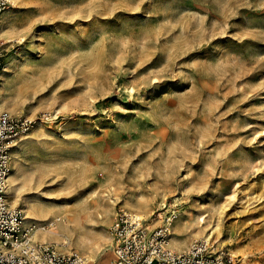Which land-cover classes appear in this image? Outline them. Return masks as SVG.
Instances as JSON below:
<instances>
[{"label":"rangeland","instance_id":"374dc122","mask_svg":"<svg viewBox=\"0 0 264 264\" xmlns=\"http://www.w3.org/2000/svg\"><path fill=\"white\" fill-rule=\"evenodd\" d=\"M10 1L8 197L36 239L102 264L123 210L264 264V0Z\"/></svg>","mask_w":264,"mask_h":264},{"label":"built area","instance_id":"2783aa9c","mask_svg":"<svg viewBox=\"0 0 264 264\" xmlns=\"http://www.w3.org/2000/svg\"><path fill=\"white\" fill-rule=\"evenodd\" d=\"M10 0H0V17ZM1 68V63H0ZM29 123L0 112V264H90L76 253L59 252L39 242L43 227L25 224L23 213L9 202L12 151ZM109 250L114 264H231L233 259L215 251L208 239H194L188 247L174 251L166 226L149 229L142 217L118 210L109 228Z\"/></svg>","mask_w":264,"mask_h":264},{"label":"bare ground","instance_id":"6f19581e","mask_svg":"<svg viewBox=\"0 0 264 264\" xmlns=\"http://www.w3.org/2000/svg\"><path fill=\"white\" fill-rule=\"evenodd\" d=\"M13 1H15V0H13ZM12 1V2H13ZM10 3H11V1H10ZM14 3V2H13ZM13 7V6H12ZM2 18H3V16H2ZM2 18H0V24H1V21H2ZM3 23V22H2ZM6 68H7V65H5L4 67H3V69L0 71V77H2V75L6 72ZM12 175H10V177H9V181L10 180H12ZM12 182V181H11ZM85 203H87V202H85ZM85 205L86 204H84V207H85ZM89 208V207H88ZM81 209H83L82 208V204H81ZM86 210H87V208H85ZM89 210V209H88ZM80 211H82V210H80ZM84 212V211H83ZM69 215V214H68ZM57 216H60V217H55L56 218V221H60L62 218H64L65 216H66V220L68 221V220H70L68 217H67V215H66V213L65 212H61L59 215H57ZM63 216V217H62ZM31 218V217H30ZM201 220V219H200ZM30 221H32L31 219H29V218H25L24 217V223L25 224H29V222ZM69 222H73V220H70ZM172 222V220L171 219H169V218H167L166 219V227H168L169 225H170V223ZM32 223V222H31ZM71 224V223H70ZM48 234H51V235H58V233H55L54 231H52V230H50L49 232H47ZM46 237H47V234H46V232H41V234H40V236H39V239H41L42 241L43 240H45L46 239ZM48 238V237H47Z\"/></svg>","mask_w":264,"mask_h":264},{"label":"crops","instance_id":"0c3cea01","mask_svg":"<svg viewBox=\"0 0 264 264\" xmlns=\"http://www.w3.org/2000/svg\"><path fill=\"white\" fill-rule=\"evenodd\" d=\"M102 264H114L113 257H111V261L110 260H106Z\"/></svg>","mask_w":264,"mask_h":264}]
</instances>
